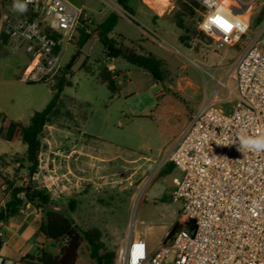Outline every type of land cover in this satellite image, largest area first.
I'll return each instance as SVG.
<instances>
[{
  "label": "rangeland",
  "instance_id": "1",
  "mask_svg": "<svg viewBox=\"0 0 264 264\" xmlns=\"http://www.w3.org/2000/svg\"><path fill=\"white\" fill-rule=\"evenodd\" d=\"M68 1L77 7H84V14L92 24L104 21L113 12L102 0ZM141 2L132 0L133 13L118 14L112 36L120 35L125 45L133 47L132 44H140L162 58L164 80L155 81L147 71L119 58L114 61L119 91L112 95L97 78L98 69L102 65L110 66L111 62L105 59L96 35L84 62L92 68L93 73L81 68L73 72V86L63 91L64 95L76 100L73 104L66 99L65 111L70 112L73 118L64 113L45 127L42 134L43 154L39 155L43 162H48L51 172L60 173L65 169L69 172L80 154L76 151V145L90 140L87 135L78 140L77 135L81 131L103 135L124 150L121 152L123 159L115 158L113 161L109 187L103 195L90 194L86 185V206L82 213L72 212L69 208V201L72 198L77 200L75 197L80 194L72 187L67 193L57 192L58 201L52 203L53 207L56 206L83 228H99L108 251H116L121 242L137 234L145 237L149 245H156L170 232L179 217L182 202L174 201L171 197L176 188L173 182L176 172L162 173L167 156L180 137L188 117L199 105L209 100L218 87L216 79L225 76L236 56L245 48L246 41L250 40L247 37V40L243 39L220 52L215 50L211 41L198 30L201 13L194 0H169L168 35H165L142 17ZM13 3L14 0H0V15L2 9L19 15L26 13L13 10ZM263 7L264 0H259L252 21V36L264 28V20H255ZM178 22L183 23L182 28ZM185 30L189 31L186 35L189 39L183 42L180 36L185 34ZM142 31L152 35L156 33L163 47H158L159 43L142 44ZM18 52L3 46L0 48V153H8L0 157V174L15 185L22 184L28 176L27 171L20 169L14 161L21 158L26 145L21 141L9 142L4 139L3 121L6 117L7 120L27 124L33 113L42 110L52 98L51 81L25 83L19 80L27 61L19 59ZM75 52L76 41L73 40L65 48L64 64ZM228 85L232 89L234 81L230 79ZM219 95L221 106L229 108V101L233 98L229 90L223 88ZM60 158L69 161L66 167L59 162ZM39 171L38 168L37 173ZM74 179L73 173L69 172L66 177L49 178L48 181L73 185ZM35 182L40 187L44 185L37 175ZM1 184L3 180L0 177ZM1 198L9 200L10 191L0 189ZM59 248L60 243L57 242H51L48 246V250L54 253ZM76 264H95L85 242L78 251Z\"/></svg>",
  "mask_w": 264,
  "mask_h": 264
},
{
  "label": "built area",
  "instance_id": "2",
  "mask_svg": "<svg viewBox=\"0 0 264 264\" xmlns=\"http://www.w3.org/2000/svg\"><path fill=\"white\" fill-rule=\"evenodd\" d=\"M102 1L117 15L128 14L116 0ZM194 1L201 13L198 30L215 50L250 40L216 79L218 87L192 113L166 159L181 172L171 197L182 202L180 215L193 229L184 227L171 238L168 232L152 252L144 240L129 236L117 248L115 264H264V153L239 151L234 144L242 135H264V28L251 35L259 0ZM84 13L68 0H30L20 15L1 10L0 35L7 36L12 51L28 54L20 81L53 80L79 25L90 23ZM223 88L233 96L229 108L218 101ZM48 165L39 157L41 171H51ZM56 185L42 187L49 194L63 192ZM0 264L13 263L0 257Z\"/></svg>",
  "mask_w": 264,
  "mask_h": 264
},
{
  "label": "trees",
  "instance_id": "3",
  "mask_svg": "<svg viewBox=\"0 0 264 264\" xmlns=\"http://www.w3.org/2000/svg\"><path fill=\"white\" fill-rule=\"evenodd\" d=\"M126 11L133 13L131 6L132 0H116ZM197 4V3H196ZM198 5V4H197ZM119 16L112 12L106 19L98 24H92L82 21L74 36L76 41V52L69 62L65 63L60 71L55 75L50 83L52 98L47 105L40 111H35L30 118L29 123L24 124L21 121L9 120L3 136L5 140L13 142L21 140L26 145V150L20 159L14 160L20 167L27 171V178L20 185H15L8 178L1 176L6 190L10 191V199L4 206L0 205V222H7L10 218L17 216L20 209L30 204L43 213L41 232L53 242L60 243L57 253H52L47 249H41L37 256L26 255L20 259L26 264H76L78 251L85 242L89 246V254L95 264H115L116 251H108L102 241V232L97 227L83 228L76 224L69 216L62 213L59 209L52 206L51 196L44 187H40L35 182L38 172L39 155L43 149L42 134L45 127L54 123L64 113L71 118L73 116L67 110L66 99L75 103V98L63 94L67 87L73 86L71 77H67L70 72L71 64L77 59L81 52L82 45L98 32L97 41L102 47V53L106 60L123 59L126 62L142 68L147 71L155 81L164 80L163 59L152 53H143L133 45V47L124 44L122 36L114 37L112 32L118 23ZM258 22L264 20V7L259 11L256 18ZM179 27H183L182 22H178ZM91 31L88 33L87 30ZM188 30L180 36L181 41L189 39ZM1 37L7 40V36L2 34ZM87 73H93L90 66L84 63L81 67ZM118 71L110 70L107 65H102L97 71L98 80L105 84L112 95L119 90L117 83ZM87 115L82 119L85 121ZM5 120V119H4ZM171 164H167L163 172H166ZM20 171V170H19ZM76 200L69 201V208L73 212L76 208ZM187 227L193 229L192 222L185 220L179 215L177 221L172 226L168 238H171L178 230ZM3 245V237H0V250Z\"/></svg>",
  "mask_w": 264,
  "mask_h": 264
},
{
  "label": "crops",
  "instance_id": "4",
  "mask_svg": "<svg viewBox=\"0 0 264 264\" xmlns=\"http://www.w3.org/2000/svg\"><path fill=\"white\" fill-rule=\"evenodd\" d=\"M142 1L143 2L140 3V5L142 6L141 7L142 17L146 19L151 25H153L154 28L160 29V31L163 34L168 35L166 31V22L169 17L168 15L170 13L168 6L171 3H168L166 7L160 10L153 8L148 3H146L145 0ZM142 34L143 36L140 39V42H142V44L145 45L146 43L152 42L154 44L159 43L158 47H163V45L160 44V42H158V39L156 38V33H153L152 35L149 34L148 32L142 31ZM7 41L8 40H4L3 38H1L0 48L2 46L6 49L9 48ZM132 45H135V47L140 51H142L143 53H152L158 56L152 51L145 49V47H143L140 44H132ZM17 57L19 59H24L28 61V54L25 53L24 51H19L17 53ZM114 61L115 59L109 61L111 62V65L108 66L110 70H117L116 66L114 65ZM191 115L188 117L184 126L188 124ZM8 121L9 120H7V118L5 117L2 126L3 131L5 130ZM83 135L89 136L90 140L83 141L76 145L77 147L76 151L80 154L79 156H76L77 160H75V162L73 163L72 169L69 168V172L73 173V175L75 176V179L73 181L74 184L68 185L66 183H62L60 185L59 183H56L57 184L56 187H58V189H62L63 192L65 191V193H67L71 187H72L71 189L76 190V192L80 193L78 194V196L75 197L77 199L76 200L77 208H75V212L79 211L80 213H82V211L85 210V206H86L85 205L86 203L85 197L87 196L86 187L89 186L90 194L99 193L103 195L104 191H106V189H108L109 187L108 185L110 182V175L113 172V161L115 158L123 159V157L121 156V152L124 151L119 145H116L111 139L105 136L103 137V135H92L81 131L80 133H78L77 139L81 141ZM15 141H21V140H15ZM5 154L7 155L8 153L7 152H4L2 154L0 153V157L5 156ZM40 154H43V149L41 150ZM60 161L61 163L64 164V167H66L69 163V161L66 158H60L59 162ZM167 164H171V163L167 162ZM64 171H59L60 173H58L56 171L51 172L48 171L47 169H44L42 171H39V173H37V179L40 180L41 183L44 182V184H47L50 183L48 181L49 178L57 179L60 176H65V177L68 176L69 172L68 171L66 172V169ZM173 171L176 172L177 174L173 178V182L175 184V180L181 177V172L179 171V169H177L173 164H171L169 169L164 173H171ZM0 189L6 190L5 185L1 184ZM82 192L83 194H81ZM50 196L52 203H57L55 202L58 201L57 199L59 197L57 196V192L51 193ZM7 201L8 200L6 198H1L0 205L4 206ZM54 208L58 209L56 206H54ZM42 221H43V213L41 211L37 210L35 207H33L30 204L23 206L20 209L19 214L17 216L10 218L7 222H5L3 226L4 238H3V245L0 250V257L10 260L13 264H26L20 261L22 257L26 255L37 256L41 249L48 250V246L53 241L46 238L41 232ZM76 224L80 225L77 222ZM132 238L144 240L147 244V248L149 252L154 251L157 248L159 242L163 239V238L160 239V241L156 245L153 244L149 245L147 239L143 237L141 234H137L135 237Z\"/></svg>",
  "mask_w": 264,
  "mask_h": 264
},
{
  "label": "clouds",
  "instance_id": "5",
  "mask_svg": "<svg viewBox=\"0 0 264 264\" xmlns=\"http://www.w3.org/2000/svg\"><path fill=\"white\" fill-rule=\"evenodd\" d=\"M30 0H14L13 10L21 13L27 11V4ZM225 26H230L226 22H221ZM234 144H238V150L241 149L251 151L254 153H264V135L259 136H240L238 141Z\"/></svg>",
  "mask_w": 264,
  "mask_h": 264
},
{
  "label": "water",
  "instance_id": "6",
  "mask_svg": "<svg viewBox=\"0 0 264 264\" xmlns=\"http://www.w3.org/2000/svg\"><path fill=\"white\" fill-rule=\"evenodd\" d=\"M98 32H94L93 36H91L81 47V52L77 59L71 64L70 72H68L67 77H71L72 73L78 71L82 65L84 64L87 56L90 54L92 44L95 41V36Z\"/></svg>",
  "mask_w": 264,
  "mask_h": 264
},
{
  "label": "bare ground",
  "instance_id": "7",
  "mask_svg": "<svg viewBox=\"0 0 264 264\" xmlns=\"http://www.w3.org/2000/svg\"><path fill=\"white\" fill-rule=\"evenodd\" d=\"M150 6L162 10L169 3V0H145Z\"/></svg>",
  "mask_w": 264,
  "mask_h": 264
},
{
  "label": "snow or ice",
  "instance_id": "8",
  "mask_svg": "<svg viewBox=\"0 0 264 264\" xmlns=\"http://www.w3.org/2000/svg\"><path fill=\"white\" fill-rule=\"evenodd\" d=\"M223 27H224L225 31L230 30V26H225V25L223 24Z\"/></svg>",
  "mask_w": 264,
  "mask_h": 264
}]
</instances>
